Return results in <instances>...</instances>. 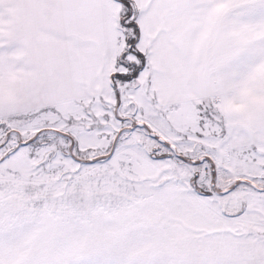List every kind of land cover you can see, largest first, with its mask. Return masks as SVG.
Segmentation results:
<instances>
[{"label":"snow or ice","instance_id":"snow-or-ice-1","mask_svg":"<svg viewBox=\"0 0 264 264\" xmlns=\"http://www.w3.org/2000/svg\"><path fill=\"white\" fill-rule=\"evenodd\" d=\"M0 264H264V0H0Z\"/></svg>","mask_w":264,"mask_h":264}]
</instances>
